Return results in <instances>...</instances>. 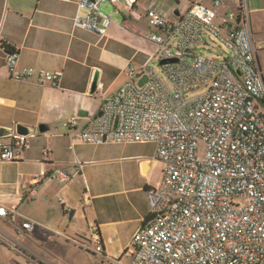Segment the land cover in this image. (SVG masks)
Wrapping results in <instances>:
<instances>
[{"label": "built area", "instance_id": "built-area-1", "mask_svg": "<svg viewBox=\"0 0 264 264\" xmlns=\"http://www.w3.org/2000/svg\"><path fill=\"white\" fill-rule=\"evenodd\" d=\"M108 2L122 3L126 16L136 10V0H79L85 13L75 17V27L106 37L114 24L113 14L101 9ZM145 18L150 29L138 35L156 45L157 54L165 47L160 60L168 82L149 66L156 54L140 68L129 65L127 80L103 99L102 115L83 127L72 117L67 127L72 141L84 144L155 145L154 159L164 170L159 184L145 190L150 219L121 257L107 256L97 234L68 240L107 264H264V75L258 57L264 45L254 41L248 1L236 7L225 0L198 2L173 18L150 9ZM206 36L219 39L231 57L216 63L198 55ZM3 49L15 81L36 76L41 85L59 87L61 73L20 70L18 52ZM30 148V136L12 130L0 136V161H22ZM76 174L58 168L35 181L69 182ZM0 218L20 220V231L39 226L17 207L0 205ZM0 242L18 252L23 247L2 229Z\"/></svg>", "mask_w": 264, "mask_h": 264}, {"label": "crops", "instance_id": "crops-1", "mask_svg": "<svg viewBox=\"0 0 264 264\" xmlns=\"http://www.w3.org/2000/svg\"><path fill=\"white\" fill-rule=\"evenodd\" d=\"M136 1V10L126 16L124 7L122 18L102 38L75 27V17L85 13L79 0H0V133L16 131L19 124L34 132L31 148L22 161H0V205L17 207L22 215L39 224L33 232H26L20 231V220L0 218L12 229V235H8L20 238L23 247L18 252L6 243L0 244L23 260L25 255H33L47 264H107L104 258L86 253L68 239L87 241L97 234L107 256L121 257L151 216L145 190L159 184L164 170L163 164L154 159L155 154L128 156L136 179L118 186L95 172L94 164L85 159L81 142L72 141L73 131L67 127L72 117L83 127L87 119L97 115L103 99L115 94L127 80L126 68L132 65V58L137 52H146L151 43L138 35L148 30V10L156 9L173 18L177 11H186L194 3H211ZM238 1L225 0V4L236 7ZM247 1L252 31L257 35L264 30V0H253V8ZM4 45L18 52L20 70L61 73L59 87L41 85L36 76L15 81L6 65ZM131 45L136 53L128 58L123 50ZM96 71L100 72L99 83L104 89L92 95ZM42 125L47 128L44 132H40ZM45 149L50 151L48 158ZM77 162L83 167H75ZM58 168L77 174L69 182L45 178L35 181L37 176L50 175ZM30 192L35 196L27 200Z\"/></svg>", "mask_w": 264, "mask_h": 264}, {"label": "rangeland", "instance_id": "rangeland-1", "mask_svg": "<svg viewBox=\"0 0 264 264\" xmlns=\"http://www.w3.org/2000/svg\"><path fill=\"white\" fill-rule=\"evenodd\" d=\"M250 8H253V0H249ZM115 7L119 9L118 12H115ZM102 11L111 15L113 14L114 22L120 18H122V13L125 11V8L122 3L112 4L107 3L102 5ZM184 12V11H183ZM173 14L170 12V17ZM145 27L150 29L147 20H145ZM254 41L258 47L264 45V30L258 32L257 35H254ZM207 44L203 47H200L196 50L198 55L204 56L209 60H212L216 63L223 62L226 58L231 57V52L225 47V45L214 36H206ZM165 47L157 54L158 47L152 43L148 44L146 52H135V46H129L123 50V52L127 55L128 58H132V65L137 68H140L150 56H156L152 59L149 66L154 69L163 79L168 82L167 77L165 76L162 66L160 64V57ZM260 65L262 68V72L264 75V48L259 49L258 53ZM117 84V83H115ZM108 86L106 85V88ZM203 91L194 92L188 94L187 97L196 96ZM61 128V129H60ZM60 131L63 132L65 128L60 127ZM81 149L86 154L85 159L89 160L94 164L93 169L98 175H101V178L107 177L112 184L121 185L126 183V181H131V179L135 178L136 175H132L131 164L129 163L128 156L136 155V154H146V155H154L155 154V145L153 144H103L99 146L89 145L81 143ZM205 149L206 145L201 143L200 146V158L203 160L205 157ZM0 229H4L7 234L12 235V229L8 228L2 221H0ZM17 237V236H15ZM12 248V247H10ZM80 248V247H79ZM83 250V249H82ZM84 251V250H83ZM86 252V251H85ZM83 252L84 256H87V252ZM89 254V253H88ZM12 250L0 244V264H47L43 259H35L32 255H25L26 259L23 260L22 257H18ZM94 261H99V258L94 256H89ZM127 262V260H126Z\"/></svg>", "mask_w": 264, "mask_h": 264}, {"label": "water", "instance_id": "water-1", "mask_svg": "<svg viewBox=\"0 0 264 264\" xmlns=\"http://www.w3.org/2000/svg\"><path fill=\"white\" fill-rule=\"evenodd\" d=\"M175 14L179 15V12L177 11ZM171 62H175V60H172ZM165 63H166V61H161L160 62V64H165ZM99 77H100V72L96 71L95 75H94V78H93L91 91H90V93L92 95L95 94L97 92V90H98ZM101 115H102L101 113H98L97 115H95V117H99ZM116 126H117V122H116L115 128H116ZM46 130H47V128L44 125H42L40 127V132H44ZM16 132L18 134H20V135H25V136H31L34 133L32 129H29L28 127L20 125V124L16 126ZM1 135H2V133H0V136Z\"/></svg>", "mask_w": 264, "mask_h": 264}, {"label": "trees", "instance_id": "trees-1", "mask_svg": "<svg viewBox=\"0 0 264 264\" xmlns=\"http://www.w3.org/2000/svg\"><path fill=\"white\" fill-rule=\"evenodd\" d=\"M6 50L9 52L10 48H8V47L6 46ZM149 219H150V218H149ZM149 219H148V220H149Z\"/></svg>", "mask_w": 264, "mask_h": 264}]
</instances>
